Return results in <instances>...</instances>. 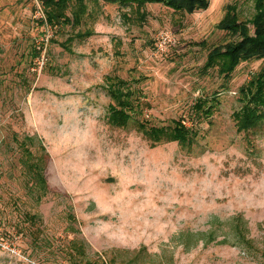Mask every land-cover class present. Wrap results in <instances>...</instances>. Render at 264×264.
<instances>
[{
  "label": "rangeland",
  "instance_id": "1",
  "mask_svg": "<svg viewBox=\"0 0 264 264\" xmlns=\"http://www.w3.org/2000/svg\"><path fill=\"white\" fill-rule=\"evenodd\" d=\"M228 4L252 32L254 0H209L192 13L147 2L140 18L127 5L87 0L74 27L41 23L39 0H0V264H70L72 237L107 264H264L241 244L179 237L215 227L217 239L232 240L224 233L241 213L263 245L264 120L244 131L233 118L239 86L262 61L227 75L203 66L212 46L237 38L217 27ZM107 75L134 91L135 121H108ZM176 119L195 131L191 141L152 142L137 125ZM24 133L46 150L49 191L38 203L22 171Z\"/></svg>",
  "mask_w": 264,
  "mask_h": 264
},
{
  "label": "trees",
  "instance_id": "2",
  "mask_svg": "<svg viewBox=\"0 0 264 264\" xmlns=\"http://www.w3.org/2000/svg\"><path fill=\"white\" fill-rule=\"evenodd\" d=\"M42 5L43 19L40 21L50 27L60 24H70L71 26L81 25L87 12V0H39ZM97 1V0H95ZM110 3H118L133 8L139 18L144 15L143 5L147 2H160L176 11L192 13L203 10L208 6L209 0H103ZM255 13L251 19L253 31L250 32L247 22L239 20L233 5L228 4L222 18L217 22V27L226 29L237 38L230 39L223 44L214 45L207 52L204 68L216 67L219 73L229 74L241 61L258 59L262 61L261 67L255 71L249 79L239 86L238 101L239 108L233 112V118L237 129L249 130L258 126L264 120V0H254ZM90 30L78 31L77 36L83 37L90 34ZM39 50L35 49L33 56L39 55ZM107 87L110 96L115 103L108 106V121L112 124L123 126L135 121L134 112L140 109V102L137 99L133 102L134 91L127 85L125 79L118 76L107 75ZM197 110L208 115L211 112V105L206 99L195 102ZM141 130H145L147 137L152 142L160 140L185 139L191 141L195 131L185 125L182 120H174L171 125L145 127V123H137ZM17 146L21 150L20 161L22 171L26 176V183L30 193L36 203L40 202L43 196L49 191V186L45 177L46 150L39 137L35 134L24 133L20 138L16 137ZM37 140V141H36ZM29 144H36V150L32 151ZM28 218L32 221L37 214L28 213ZM222 223V221H220ZM229 231L232 240L226 235L217 239L215 227L207 231H182L181 238H190L196 235V240L204 243L216 241L220 243L241 244L246 251L255 249L264 258V240L262 247L254 244L253 238L248 235V227L241 213L235 214L229 220ZM207 236V237H205ZM185 239L183 242L188 246ZM66 254L70 264H107V260L101 255L96 257L88 256L86 243L77 237L69 239L66 246Z\"/></svg>",
  "mask_w": 264,
  "mask_h": 264
}]
</instances>
